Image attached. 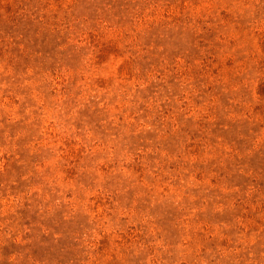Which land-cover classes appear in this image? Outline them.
<instances>
[{
	"label": "rangeland",
	"instance_id": "1",
	"mask_svg": "<svg viewBox=\"0 0 264 264\" xmlns=\"http://www.w3.org/2000/svg\"><path fill=\"white\" fill-rule=\"evenodd\" d=\"M0 264H264V0H0Z\"/></svg>",
	"mask_w": 264,
	"mask_h": 264
}]
</instances>
